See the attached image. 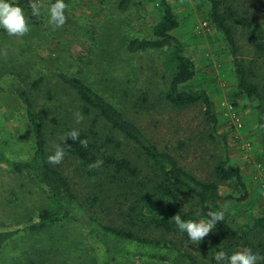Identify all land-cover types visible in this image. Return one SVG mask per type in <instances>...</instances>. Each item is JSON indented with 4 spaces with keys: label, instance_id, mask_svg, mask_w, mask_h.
Returning a JSON list of instances; mask_svg holds the SVG:
<instances>
[{
    "label": "rangeland",
    "instance_id": "obj_1",
    "mask_svg": "<svg viewBox=\"0 0 264 264\" xmlns=\"http://www.w3.org/2000/svg\"><path fill=\"white\" fill-rule=\"evenodd\" d=\"M121 0H70L73 25L53 28L48 23L50 0H35L40 16L31 15L29 0H15L24 9L30 31L14 39L0 28V151L15 160H28L34 151V135L25 110L15 94L17 87L32 89L36 110L48 120L47 151L64 150L69 127L88 130L95 115L83 116L76 94L58 78V73L83 80L136 123L157 147L173 155L200 180L214 181L215 167L227 160L241 170L248 200L228 201L223 207L238 221L264 213V134L258 114L237 87L234 59L223 35L211 22L207 0H167L180 21L173 35L184 44L196 65L195 78L185 91H206L216 106L218 133L204 119L203 106L179 109L166 100L175 64L169 49L129 54L133 39H151L152 27L160 20L158 0H138L128 12L118 10ZM225 8L237 12L235 33L241 59L262 83L264 58H258L257 42L264 43V0H224ZM224 8V9H225ZM255 32L256 36L250 33ZM82 114V113H81ZM240 122L238 123L237 122ZM100 122V135L110 134ZM122 149L109 150L117 157L136 158V150L118 133ZM225 138V139H224ZM88 201L95 198L93 213L106 222L119 223V204L101 189L88 168L65 153L54 164ZM101 182V181H100ZM221 193L240 197L236 181L221 184ZM89 204V203H88ZM49 206L45 186L0 168V230H16L37 220ZM210 241L211 235L203 238ZM197 252L196 249H192ZM103 252L80 226L65 223L33 234L23 232L4 249L0 264H101ZM120 264H155L122 259Z\"/></svg>",
    "mask_w": 264,
    "mask_h": 264
},
{
    "label": "trees",
    "instance_id": "obj_2",
    "mask_svg": "<svg viewBox=\"0 0 264 264\" xmlns=\"http://www.w3.org/2000/svg\"><path fill=\"white\" fill-rule=\"evenodd\" d=\"M137 1L121 0L119 12H128ZM158 1V6L163 10L160 20L152 27L151 39L130 40L126 50L129 54H138L169 49L176 72L166 94L167 102L179 109L202 105L205 121L217 134L219 120L209 94L204 90L182 89L195 78L196 65L187 56L184 44L173 35L180 27L179 18L167 0ZM207 1L211 6V22L223 35L234 59L237 87L255 106L258 126L264 134V76L260 85L253 82L250 69L241 59L234 26L237 12L231 7L225 8L224 0ZM55 2L50 0L51 5ZM64 2L67 5L66 22L59 29H69L73 25L70 0ZM11 3L16 5L15 0H11ZM250 35L256 36L255 32ZM9 37L16 39L19 36ZM256 47L258 58H264V43L257 42ZM58 78L78 97L82 115H95L88 130L66 129L64 152L78 158L88 168L91 177L97 178L98 186L112 194L114 202L120 207V220L113 223L97 217L92 210L95 198L92 201L82 198L70 179L49 161L46 138L48 120L36 110L32 97V90L39 89L42 83L39 80L31 90L25 87L15 89L34 135L32 157L20 161L0 151V168L45 186L49 206L38 214L36 221L29 222L23 228L0 230V257L8 244L21 233L41 234L65 223L80 226L88 237L100 245L103 252L101 264H120L122 259L155 264H216L214 257L217 253L223 252L231 258L247 248L264 257V213L241 223L223 207L228 201L243 202L249 197L241 170L229 165L228 157L215 167L214 181L200 180L181 166L173 155L160 150L136 123L93 87L68 74L58 73ZM100 122L107 126L110 134L100 135L96 131ZM73 130L79 132L80 140H87V147H83L79 140L69 138L68 134ZM113 133L122 135L132 144L136 158L109 154L111 148L122 149V143ZM233 181L241 190L239 198L224 196L220 191L221 184H231ZM215 211H223L224 220L218 222L213 232L209 233L210 241L202 240L200 243L191 241L187 233L179 231L173 219L177 214L183 220L205 219L209 212ZM259 264H264V259Z\"/></svg>",
    "mask_w": 264,
    "mask_h": 264
},
{
    "label": "clouds",
    "instance_id": "obj_3",
    "mask_svg": "<svg viewBox=\"0 0 264 264\" xmlns=\"http://www.w3.org/2000/svg\"><path fill=\"white\" fill-rule=\"evenodd\" d=\"M32 16H40L41 9L37 6L35 0H29ZM67 8L64 0H56L48 9V23L53 28H60L66 22L65 9ZM0 28L9 36H23L30 31L29 22L26 19L24 9L11 3V0H0ZM77 122L83 120L81 113H75ZM69 138L73 141L79 140L83 147H87V140L79 139V132L71 131ZM65 152L62 147H57L54 155L49 157V161L59 164L64 158ZM179 231L187 233L188 238L196 243H200L205 236L213 232L216 224L224 220L223 211L209 212L208 218L198 220H183L180 215L173 217ZM216 264H259L264 259L258 253H254L251 248L244 249L240 254L229 258L225 253H217L214 257Z\"/></svg>",
    "mask_w": 264,
    "mask_h": 264
},
{
    "label": "built area",
    "instance_id": "obj_4",
    "mask_svg": "<svg viewBox=\"0 0 264 264\" xmlns=\"http://www.w3.org/2000/svg\"><path fill=\"white\" fill-rule=\"evenodd\" d=\"M237 122H238V120H237ZM238 123H240V122H238Z\"/></svg>",
    "mask_w": 264,
    "mask_h": 264
}]
</instances>
